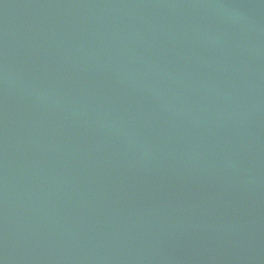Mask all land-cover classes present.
<instances>
[{
  "label": "water",
  "instance_id": "1",
  "mask_svg": "<svg viewBox=\"0 0 264 264\" xmlns=\"http://www.w3.org/2000/svg\"><path fill=\"white\" fill-rule=\"evenodd\" d=\"M0 264H264V0H0Z\"/></svg>",
  "mask_w": 264,
  "mask_h": 264
}]
</instances>
